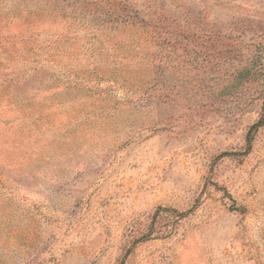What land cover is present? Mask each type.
Listing matches in <instances>:
<instances>
[{
  "label": "rangeland",
  "instance_id": "rangeland-1",
  "mask_svg": "<svg viewBox=\"0 0 264 264\" xmlns=\"http://www.w3.org/2000/svg\"><path fill=\"white\" fill-rule=\"evenodd\" d=\"M32 2L0 20V264H264V0Z\"/></svg>",
  "mask_w": 264,
  "mask_h": 264
},
{
  "label": "trees",
  "instance_id": "trees-1",
  "mask_svg": "<svg viewBox=\"0 0 264 264\" xmlns=\"http://www.w3.org/2000/svg\"><path fill=\"white\" fill-rule=\"evenodd\" d=\"M20 1L23 4L22 6H18V4H20ZM35 3L32 2V0H0V20L16 19L19 17L18 8H21L22 10L24 7L31 9V7H34ZM240 75L249 78L250 76L253 75V72L250 70L249 67H245L241 70ZM263 126H264V104H263V111L261 118L251 126L247 134V145L245 152H243V155H247L251 152L252 141L254 140V136L256 132Z\"/></svg>",
  "mask_w": 264,
  "mask_h": 264
}]
</instances>
